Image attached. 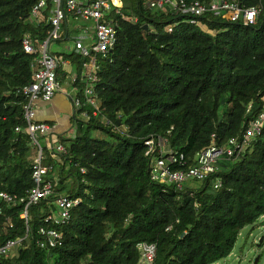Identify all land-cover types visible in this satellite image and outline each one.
<instances>
[{
  "label": "trees",
  "instance_id": "obj_1",
  "mask_svg": "<svg viewBox=\"0 0 264 264\" xmlns=\"http://www.w3.org/2000/svg\"><path fill=\"white\" fill-rule=\"evenodd\" d=\"M38 2L0 0V191L16 199L0 200V245L22 238L18 254L0 257V264H138L144 241L157 245L153 264H213L228 257L241 230L264 215V123L240 155L183 191L151 180L145 140L167 135L192 165L198 151L241 136L264 111V0H241L260 7L256 23L211 17L209 32L177 13L150 8L148 0H123L117 41L99 61L96 86L111 124L75 116L74 134L61 139L68 154L55 162L54 195L29 209L27 235L20 199L34 185L36 147L23 92L33 81V57L22 38L30 33L42 42L50 32L52 2L36 22L31 10ZM56 54L70 59L59 69L61 83L74 69L81 92L87 58L76 51ZM59 195L82 201L57 227L63 245L48 251L37 244L38 229L47 225L43 218Z\"/></svg>",
  "mask_w": 264,
  "mask_h": 264
},
{
  "label": "built area",
  "instance_id": "obj_2",
  "mask_svg": "<svg viewBox=\"0 0 264 264\" xmlns=\"http://www.w3.org/2000/svg\"><path fill=\"white\" fill-rule=\"evenodd\" d=\"M49 1L52 2L48 17L51 29L47 38L39 42L30 33H25L22 38L25 52L33 57V81L23 87V92L29 96V101L24 105V117L32 143L36 147L32 162L34 185L20 199L25 202L20 216L27 224V235L29 222L32 220L29 209L43 199H49L54 195L55 187L59 182V178L53 176L55 162L68 154L61 137L54 136L53 125L35 119L36 103L40 100L53 99L56 92L61 89L59 69L70 63L69 59L53 52L50 45L54 41L71 37L74 43L73 51L87 58L81 75L84 78L81 92L75 85L78 74L69 75L72 90L66 92L71 97L75 116L84 120L102 118L107 124H111L110 120L102 114V100L96 93V86L100 80L99 61L107 57L116 44L119 27L116 17L123 16L124 6L123 0H39L31 10L32 20L39 21V15L47 8ZM148 2L150 8L177 13L190 24L207 32L211 31L207 23L211 17L221 16L231 21L254 24L261 11L258 6L243 5L241 0H148ZM124 19L131 22L137 21V17H124ZM76 20H80L84 26L80 33L71 34L72 26L80 28L78 24H74ZM172 29V24H169L167 30L172 31ZM85 106L92 110L86 109ZM250 108L251 105L248 110ZM263 123L264 111L250 122L241 136L231 137L226 145L212 142L210 146L198 151L195 163L192 165H187L184 152L171 147L167 135H152L145 140V155L149 158L150 178L164 185H172L178 191L186 190V186L192 181L218 172L220 163L224 159L240 155L251 139L261 134ZM16 130L19 131L20 128L17 127ZM42 139L44 145L41 142ZM81 171L85 172V169L81 168ZM0 200L8 203L16 202L15 197L6 191H0ZM81 201V197L73 198L70 195H59L51 201L48 212L43 218L47 225H41L38 229L40 237L37 239V244L40 248L51 251L63 245L64 236L57 227L68 223L72 209ZM10 225L12 226L11 223ZM169 229L171 227H167V230ZM21 242V237L7 240L0 245V257L11 258L17 255ZM156 246L154 242H140L138 247L141 259L148 264H153Z\"/></svg>",
  "mask_w": 264,
  "mask_h": 264
},
{
  "label": "rangeland",
  "instance_id": "obj_3",
  "mask_svg": "<svg viewBox=\"0 0 264 264\" xmlns=\"http://www.w3.org/2000/svg\"><path fill=\"white\" fill-rule=\"evenodd\" d=\"M74 24H78L80 28H74L72 26L71 34L80 33L84 24L80 20H76ZM50 48L55 53L68 52L74 49V43L72 39L54 41L51 43ZM62 86V88L66 87V82H63ZM64 91L65 90H63L62 92L57 91L56 97L59 98L62 94L68 99L69 102H71L68 95L64 93ZM97 134L99 135L100 133L97 132ZM41 142L43 145L45 144L43 139L41 140ZM53 175L57 176V172H55ZM57 177H59V175ZM71 179L72 177H69L67 182L69 183ZM192 183H194V181H192ZM258 257L259 259L257 263H255V260ZM138 264L148 263L141 259ZM213 264H264V215L261 216L255 224L248 225L241 230V234L239 235L235 247L228 257L223 258Z\"/></svg>",
  "mask_w": 264,
  "mask_h": 264
},
{
  "label": "crops",
  "instance_id": "obj_4",
  "mask_svg": "<svg viewBox=\"0 0 264 264\" xmlns=\"http://www.w3.org/2000/svg\"><path fill=\"white\" fill-rule=\"evenodd\" d=\"M69 64H65V65H69ZM82 72H83V66H82ZM72 73L78 74L76 70L71 69L70 73L68 74V78L69 75H72ZM66 85H67L66 87L62 88L63 86L61 83V89H59V91L62 92L63 90H65L64 93L67 94L66 91L72 90V84L70 78L67 80ZM56 96L57 95L55 94V96L51 101L40 100L36 103L35 105L36 120L45 121L52 124L55 133L54 136L61 137L62 139L65 137H70L74 134L75 114L73 111V106L71 104L72 100L69 95L68 97L71 100V102H69L68 99L62 94L59 98H57Z\"/></svg>",
  "mask_w": 264,
  "mask_h": 264
},
{
  "label": "water",
  "instance_id": "obj_5",
  "mask_svg": "<svg viewBox=\"0 0 264 264\" xmlns=\"http://www.w3.org/2000/svg\"><path fill=\"white\" fill-rule=\"evenodd\" d=\"M145 28L148 29V25L147 24L145 25ZM119 123H120V121H119ZM261 241H262V239H261ZM260 242H259V244H260ZM258 259H259V257L255 260V263H257Z\"/></svg>",
  "mask_w": 264,
  "mask_h": 264
}]
</instances>
